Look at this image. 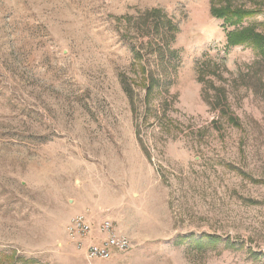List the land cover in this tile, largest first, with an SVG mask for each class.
<instances>
[{"label":"rangeland","instance_id":"obj_1","mask_svg":"<svg viewBox=\"0 0 264 264\" xmlns=\"http://www.w3.org/2000/svg\"><path fill=\"white\" fill-rule=\"evenodd\" d=\"M225 4L264 12L0 0V264H264V56L228 46ZM87 210L131 252L77 251Z\"/></svg>","mask_w":264,"mask_h":264},{"label":"built area","instance_id":"obj_2","mask_svg":"<svg viewBox=\"0 0 264 264\" xmlns=\"http://www.w3.org/2000/svg\"><path fill=\"white\" fill-rule=\"evenodd\" d=\"M91 217L87 210L74 216L66 226L68 240L88 261L109 262L131 252L132 240L118 223L104 219L95 224Z\"/></svg>","mask_w":264,"mask_h":264},{"label":"trees","instance_id":"obj_3","mask_svg":"<svg viewBox=\"0 0 264 264\" xmlns=\"http://www.w3.org/2000/svg\"><path fill=\"white\" fill-rule=\"evenodd\" d=\"M211 13L215 18L221 20L224 23V26L236 28V30L227 35L229 47L250 46L255 50H258L261 55L264 56V35L257 33L254 26L238 29L244 25L246 21L257 18L260 14L264 15L263 11L232 8L229 4H225L219 6L214 5L211 9ZM221 99L218 103L222 102ZM214 106L216 107V105Z\"/></svg>","mask_w":264,"mask_h":264}]
</instances>
